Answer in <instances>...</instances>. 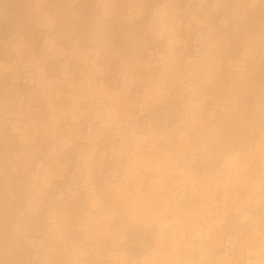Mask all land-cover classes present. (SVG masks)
Masks as SVG:
<instances>
[{
    "label": "rangeland",
    "instance_id": "rangeland-1",
    "mask_svg": "<svg viewBox=\"0 0 264 264\" xmlns=\"http://www.w3.org/2000/svg\"><path fill=\"white\" fill-rule=\"evenodd\" d=\"M0 264H264V0H0Z\"/></svg>",
    "mask_w": 264,
    "mask_h": 264
}]
</instances>
